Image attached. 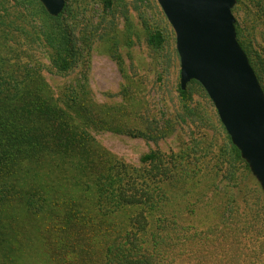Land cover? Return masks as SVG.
<instances>
[{
  "label": "rangeland",
  "instance_id": "obj_1",
  "mask_svg": "<svg viewBox=\"0 0 264 264\" xmlns=\"http://www.w3.org/2000/svg\"><path fill=\"white\" fill-rule=\"evenodd\" d=\"M107 1L67 0L70 15L59 18L60 29L71 31L79 60L65 75L48 68L39 30L25 21L29 13L18 8L14 17L7 18L9 23L4 12L0 13V27L12 50L5 52L10 63L2 67L0 83H7L3 88L17 85L20 73L13 63L14 57H19L28 64L25 74H33V66L39 65L55 97L65 89L87 86L91 103L105 107L106 112L104 121L96 120L88 132L118 159V163L108 164L116 165L111 172L121 174V190L141 200L136 207L144 217L162 220L161 207H167L170 224L158 221L157 227L167 236L161 251L169 254V260L180 256L178 264H264V194L260 184L237 157L203 87L190 82L187 99L180 96L175 36L158 3L112 0L108 5ZM8 5L13 6V1ZM233 7L235 21L243 28L244 49L252 58V45H262L264 0H235ZM157 29L164 41L153 47L147 36ZM109 107L119 110L112 114L118 118L117 125L111 121ZM90 110L93 113L94 108L90 106ZM89 119L95 120L91 113ZM148 154L152 158L141 164L140 158ZM192 172L196 174L192 178L195 189L187 184V173ZM173 173H180L186 184H174L169 177ZM162 178L167 182L163 190L158 184ZM147 205L153 207L151 211ZM198 217L211 218L218 228L207 235L201 227L194 244L189 238L193 234L190 227ZM173 221L178 223L173 225ZM224 242L227 245L223 247Z\"/></svg>",
  "mask_w": 264,
  "mask_h": 264
},
{
  "label": "trees",
  "instance_id": "obj_2",
  "mask_svg": "<svg viewBox=\"0 0 264 264\" xmlns=\"http://www.w3.org/2000/svg\"><path fill=\"white\" fill-rule=\"evenodd\" d=\"M9 1L0 0L5 21L9 23L7 18L14 17L18 8L29 13L25 21L33 30H39L48 68L58 75L69 73L79 58L71 31L60 29L59 18L70 15L67 0L57 16L49 15L39 0H12L13 6L8 5ZM111 2L108 0V5ZM65 25L68 27L67 22ZM234 25L238 43L264 92V33L262 45L251 43L250 58L241 40L243 28L237 20ZM36 39L42 45L38 36ZM163 41L158 29L147 36V43L153 47ZM10 48L0 27V73L5 63H10L5 54L12 52ZM14 59L19 82L13 88H3L7 83H0V264H178L176 261L182 257L169 260V254L161 251L167 236L158 232L157 222L168 225L167 207H161L162 220L144 217L137 211L141 200L130 197L128 190H121V174L111 172L116 165L108 164L118 163V159L88 132L96 120L104 121L105 107L91 103L86 85L65 89L55 97L57 94L48 89L39 65L33 66V74H25L28 64L20 62L19 57ZM81 78L86 80V76ZM190 82L198 83L191 80L187 85ZM187 85L184 89L178 87L182 99L188 97ZM109 110L111 121L117 125L118 118L112 114H119V110ZM90 113L94 122L89 119ZM227 138L232 144L228 134ZM151 158L148 154L139 162L147 163ZM187 174V184L195 189L192 178L196 174ZM169 177L174 184H186L180 173ZM165 179L158 181L162 190L167 186ZM128 188L134 192V188ZM147 207L149 211L153 208ZM228 211L227 214L232 208ZM164 227L167 231L168 227ZM201 227H205L207 235L218 228L211 218L194 219L189 237L194 244Z\"/></svg>",
  "mask_w": 264,
  "mask_h": 264
},
{
  "label": "water",
  "instance_id": "obj_3",
  "mask_svg": "<svg viewBox=\"0 0 264 264\" xmlns=\"http://www.w3.org/2000/svg\"><path fill=\"white\" fill-rule=\"evenodd\" d=\"M57 16L65 0H39ZM175 36L179 85L196 80L264 191V92L236 38L235 0H156Z\"/></svg>",
  "mask_w": 264,
  "mask_h": 264
}]
</instances>
